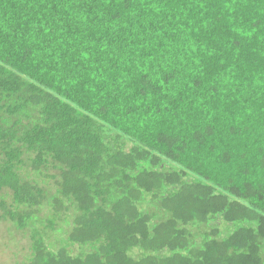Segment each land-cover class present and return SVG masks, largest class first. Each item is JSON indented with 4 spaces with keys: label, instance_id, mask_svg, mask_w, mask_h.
<instances>
[{
    "label": "trees",
    "instance_id": "trees-1",
    "mask_svg": "<svg viewBox=\"0 0 264 264\" xmlns=\"http://www.w3.org/2000/svg\"><path fill=\"white\" fill-rule=\"evenodd\" d=\"M0 209L25 264H264V0H0Z\"/></svg>",
    "mask_w": 264,
    "mask_h": 264
},
{
    "label": "rangeland",
    "instance_id": "rangeland-1",
    "mask_svg": "<svg viewBox=\"0 0 264 264\" xmlns=\"http://www.w3.org/2000/svg\"><path fill=\"white\" fill-rule=\"evenodd\" d=\"M43 210L38 218L41 219V222L47 223L45 220L47 215L46 209L43 208ZM1 213L0 209V215ZM35 227L43 233L44 238L47 240L46 242H51L54 247L59 245V241L62 238L60 225L53 232L43 229L42 224L38 225L36 223ZM32 233L33 231L30 226L24 228V230H20L10 220H0V264H25L32 254ZM77 249V247L74 248L76 252L79 250Z\"/></svg>",
    "mask_w": 264,
    "mask_h": 264
}]
</instances>
